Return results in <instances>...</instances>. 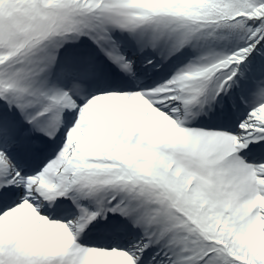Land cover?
Masks as SVG:
<instances>
[{
    "label": "snow or ice",
    "instance_id": "1",
    "mask_svg": "<svg viewBox=\"0 0 264 264\" xmlns=\"http://www.w3.org/2000/svg\"><path fill=\"white\" fill-rule=\"evenodd\" d=\"M0 264H264V0H0Z\"/></svg>",
    "mask_w": 264,
    "mask_h": 264
}]
</instances>
